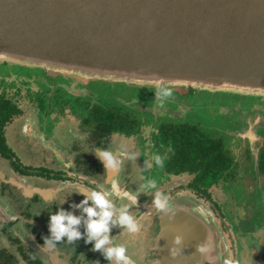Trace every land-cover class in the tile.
<instances>
[{
	"label": "flooded vegetation",
	"instance_id": "obj_1",
	"mask_svg": "<svg viewBox=\"0 0 264 264\" xmlns=\"http://www.w3.org/2000/svg\"><path fill=\"white\" fill-rule=\"evenodd\" d=\"M34 79L39 91L29 98L25 95L23 100L15 98L19 112L3 127V136L15 156L8 158L0 152V242L8 241L12 248L3 245L18 255L22 264H27L23 252L42 264H109L102 251L93 249L94 242H86L88 218L81 201L92 190L108 193L107 198L116 206L113 219L120 208L131 203L129 212L138 221L139 230L130 233L119 223L113 226L110 222V236L113 244L127 246V254L134 264H173L168 255L175 247L169 241V244L161 242V222L156 217V213H167L155 208L154 189L147 185L155 179L157 185H165L166 189L173 176L177 180L189 179L190 183L197 177L189 171L177 172L170 167L175 157L170 130L177 127L197 128L210 138L223 139L232 166L206 195L188 185L196 197L213 202L212 215L201 209L209 219H201L190 205L186 207L178 202L179 192L176 197H169L172 205L169 213L185 211L203 224L207 231L206 242L210 245L207 264H264V189L231 187L223 191L219 202L213 195L215 188L236 174L231 172L236 161L228 150L227 126L235 123L230 130L238 128L249 143L257 134L264 136V114L258 109L261 105L250 110L253 100L245 105L238 102L240 109L228 117L221 115L222 105L218 107V114L208 109L212 118L204 120L196 118L199 92L192 87L183 90L172 87V97H161L181 106L173 109L151 105L144 97L146 88H154L156 95L157 86L85 80L46 72L43 77ZM8 98L12 99L7 93H0V103ZM39 98L51 102L41 103ZM45 112L53 127L44 131L41 117ZM218 116L227 124H219L222 128L219 136L210 124L215 123ZM168 118H180V121ZM18 120L23 122L19 129L14 126ZM205 121L213 129L207 130L202 123ZM10 140L25 144L37 165H25ZM98 149L113 153L118 170L105 168L96 155ZM154 155L164 160L163 167L156 164ZM255 167L253 178H264V149L256 153ZM243 174L240 173V177ZM113 181L121 191L135 194V202L120 199L113 190ZM88 205L94 206L91 200ZM61 209L80 216L81 223L75 227L82 235L73 242L64 237L50 250L44 246V237L51 235L49 217Z\"/></svg>",
	"mask_w": 264,
	"mask_h": 264
},
{
	"label": "water",
	"instance_id": "obj_2",
	"mask_svg": "<svg viewBox=\"0 0 264 264\" xmlns=\"http://www.w3.org/2000/svg\"><path fill=\"white\" fill-rule=\"evenodd\" d=\"M0 59L86 78L264 95V0H0ZM156 217L161 242L179 249L168 260L207 264L198 250L203 225L195 221L191 231L185 211Z\"/></svg>",
	"mask_w": 264,
	"mask_h": 264
},
{
	"label": "rangeland",
	"instance_id": "obj_3",
	"mask_svg": "<svg viewBox=\"0 0 264 264\" xmlns=\"http://www.w3.org/2000/svg\"><path fill=\"white\" fill-rule=\"evenodd\" d=\"M44 72L47 74H60L63 76H70L71 78L73 77H80L85 80H91V79H96V78H86L82 77L76 74H69L66 72H60V71H54L52 69H45L41 66H35V65H25L19 62H13V61H5L3 59H0V93H7L9 97H12L14 100L15 98H20L24 99L25 95L26 97H31L34 95L35 91H39V85L36 84L34 77L44 76ZM101 80H107V79H101ZM125 83H131L127 81H120ZM131 84H137V83H131ZM108 85V84H107ZM138 85H149L151 86H158L154 84H138ZM164 86H170L171 88H180L181 90L187 89L188 86L184 85H164ZM194 88V87H192ZM196 92H199L197 94V104H198V110H197V117L195 114H192L188 110L184 109V111L187 114H192L191 116H195L197 119H204L205 118H212L210 115V111L208 109H212V112L215 114L219 113V106L220 107V113L221 115H224L228 117L233 113L234 111L240 109V103L241 104H246L249 103L253 100V103L249 105V109L253 110L255 108H258L259 105L262 107H259L258 109L264 114V95H259V94H247V93H239V92H233V91H212L208 89H201V88H195ZM155 89L154 88H146L144 89L143 95L149 102V104L158 106L159 108L164 106L167 108H173V109H178L181 106L176 105L175 102L169 101V100H164L163 105L160 104L159 100L157 99V95H155ZM73 93H80V91L76 90L73 91ZM113 92H117L114 90ZM35 97V96H34ZM38 98V96H37ZM37 100H42L41 103H50L49 99L46 101L44 99H37ZM75 101V100H73ZM240 102V103H238ZM53 103V101H52ZM237 103V104H236ZM27 107V106H26ZM157 108V107H155ZM169 115V113H166ZM165 115V114H164ZM211 116V117H210ZM223 117V116H222ZM42 123L44 127V131L47 129H51L53 127V124H51L50 117L48 116V113L45 112L42 117ZM172 119V118H168ZM220 119V120H218ZM218 119H216L215 123H210L213 124V128L216 135L219 136L220 134V129H222L219 124L221 122V125L227 126V124L224 123V120L221 118V116H218ZM173 120H178L180 121V118L172 119ZM209 120V119H208ZM207 120V121H208ZM202 122L203 125L205 124L206 129H213L212 126H209L208 123ZM23 122L18 120L15 121L14 126L16 128H21V124ZM227 123V122H226ZM232 124V125H231ZM229 124L228 127V132H226L227 136V146L228 150L231 151L232 157L235 159V168L231 171L236 174H234L230 180H226L222 182L218 188H215L213 191L214 198L217 199V202L220 201L223 191L228 190L231 187L234 188H241V187H247L250 190H255L257 188H263L264 189V178H260V180H255L253 178V173L255 172V162H256V153L260 152L261 150L264 149V136L256 135L253 139L250 138V143L247 138H245L246 135L244 133H240V130L237 128L236 130H230L234 127L235 123ZM19 125V126H18ZM219 129V131H218ZM23 133L25 131H22ZM211 134L214 135V132L211 131ZM224 134V133H223ZM137 138V136L135 137ZM11 145L14 147L15 151L17 154L21 157L22 161L24 162L25 165L27 166H35L37 165L36 161L32 160V155L30 151L27 149V146L25 144L23 145H18L15 140H10ZM12 147V148H13ZM244 173L243 177H240V173ZM178 178H172V181H168L166 185V189H164L165 185L162 187L160 186V183L157 185V189L167 192L169 197H176L178 192L180 193L179 196H177L178 202L184 204L186 207L190 205L189 207L193 209L192 211L194 212L195 215L199 216L201 219H206L208 218L206 214L201 210H206L207 213L212 215V210H213V202L205 200V198L202 197H196L195 193L193 190H191L188 185L190 183L189 179H180L177 180ZM156 189H154V195H155ZM153 195V199H154ZM206 215V216H205ZM190 217V216H189ZM209 219V218H208ZM207 219V220H208ZM195 221L203 225L199 220L193 219L192 217L188 220L189 224L191 225L190 230L193 231L192 227L194 228L195 226ZM209 221V220H208ZM195 230V229H194ZM207 232V231H206ZM204 242V241H203ZM2 243L4 245L10 246L11 245L3 239ZM207 255V254H206ZM18 259L19 256L17 255ZM24 264V263H23Z\"/></svg>",
	"mask_w": 264,
	"mask_h": 264
},
{
	"label": "clouds",
	"instance_id": "obj_4",
	"mask_svg": "<svg viewBox=\"0 0 264 264\" xmlns=\"http://www.w3.org/2000/svg\"><path fill=\"white\" fill-rule=\"evenodd\" d=\"M156 95L160 104L163 105L164 100L161 97H172L173 89L170 86L159 84ZM96 155L103 161L105 168L109 171L118 170V161L114 159L111 151L98 149ZM153 159L158 166H164V160L159 155H154ZM112 187L120 199L126 198L129 202H135L136 195L121 191L115 181L112 182ZM147 187L156 189L154 195L155 208L161 212L169 213L172 207L170 198L165 192L157 189V181L155 179L149 181ZM107 196L108 193L92 190L90 195H85L84 200L81 201V204L85 205L83 212L87 214L88 218L86 222V242H94L93 249L102 251L109 264H134L132 258L127 254V246L125 244H113L110 236V222L113 226L119 223L130 233H136L139 230L138 221L129 212L131 203L120 208L116 219H113L116 206ZM89 200L93 202L94 206L88 205ZM79 206L77 205V207ZM80 223V216L68 213L63 209L50 215L48 228L51 235L50 237H44V246L51 250L56 248L55 242L61 241L64 237H67L68 242L79 239L82 233L75 226ZM180 241L181 237L177 236L175 242L179 244ZM198 250L206 254L210 250V245L207 242L200 244ZM178 251L179 249H173L172 255L175 256Z\"/></svg>",
	"mask_w": 264,
	"mask_h": 264
},
{
	"label": "trees",
	"instance_id": "obj_5",
	"mask_svg": "<svg viewBox=\"0 0 264 264\" xmlns=\"http://www.w3.org/2000/svg\"><path fill=\"white\" fill-rule=\"evenodd\" d=\"M18 108L11 98L0 103V152L8 158L15 155L3 136V127L19 112ZM170 133L175 149L174 162L170 167L177 172L189 171L196 174L197 177L189 186L199 194H208L209 188L218 183L223 173L232 166V158L226 152L224 140L210 138L197 128L189 130L177 127L170 130ZM22 256L27 264H42L25 252ZM0 264L22 263L12 250L0 242Z\"/></svg>",
	"mask_w": 264,
	"mask_h": 264
}]
</instances>
